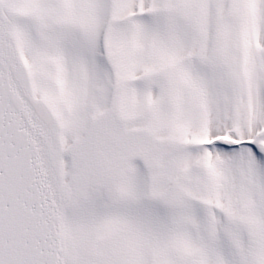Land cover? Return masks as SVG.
<instances>
[{"label":"snow or ice","instance_id":"snow-or-ice-1","mask_svg":"<svg viewBox=\"0 0 264 264\" xmlns=\"http://www.w3.org/2000/svg\"><path fill=\"white\" fill-rule=\"evenodd\" d=\"M0 264H264V0H0Z\"/></svg>","mask_w":264,"mask_h":264}]
</instances>
